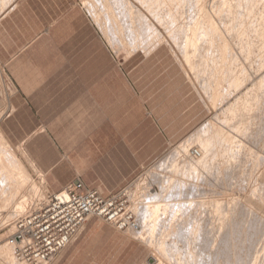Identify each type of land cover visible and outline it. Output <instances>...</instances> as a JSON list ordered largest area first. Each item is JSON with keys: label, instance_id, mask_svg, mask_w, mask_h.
<instances>
[{"label": "rangeland", "instance_id": "obj_1", "mask_svg": "<svg viewBox=\"0 0 264 264\" xmlns=\"http://www.w3.org/2000/svg\"><path fill=\"white\" fill-rule=\"evenodd\" d=\"M1 1L0 129L9 141L10 148L15 152L11 159L12 162L15 163L16 158L20 155L17 150L20 146L24 148L34 163L33 170L27 166L26 171L28 174L26 173L27 175L23 176V179L21 178L25 181V186L15 182L17 187L19 184L21 187L17 188L14 183L11 185L14 187L10 186L11 189L6 185L8 182L6 180L5 185L2 183L3 181L1 182L2 185L0 184V194L3 191V194H7L6 196L0 195L5 199H0V264H27L16 259L15 244L8 243L9 236L13 231L14 215L27 206L46 201L48 194L51 193L49 187L61 185L63 188L59 190H62L76 178L89 181L101 178L111 184L119 181L121 177H126V181L119 189H126L128 207L135 213L136 222L140 226L136 230H119L102 219L100 221L111 230L123 232L126 237L136 243L141 264H151L154 262V259H152L154 257H159L162 264H177L178 262H180L178 264H201L204 261L202 264H264V249H262L264 247V88H262L264 87V57L262 59V55L264 56V43H262V40L264 41V0H236V3L234 0L231 4L230 0H223L226 5L222 4V0H204L205 2L203 0H175V3L174 0L172 2L171 0L161 1V3H165V6L157 1L152 0L155 2L153 3L150 0L153 6L152 9L146 7L148 12L144 8L148 0H124V2L122 0V3L118 0H91L96 4L90 2V0ZM103 1L110 3L109 6L112 8L113 13L109 11V7V9L104 7ZM99 2L103 5H100ZM141 2L144 7L140 4ZM150 2L149 4H151ZM167 2L168 5L171 3L175 5L171 4V8H169V6H166ZM200 2H203L204 7L206 6V9L202 12H199L200 9H198V6L201 5ZM115 3H117L116 6ZM155 4L159 6L157 7ZM194 4L195 6L200 5L195 7ZM250 4H253L254 7ZM250 6L251 10L247 8ZM131 7L132 10H130ZM98 9L100 12H98ZM156 9L157 14H162L158 15L159 18L156 16V12L154 13ZM259 9L263 11L259 12ZM116 10L118 13H116ZM127 10L128 14L126 13ZM107 11L108 13L111 12L116 18H114V22L118 21V23H115L114 28L111 25L114 23L111 18L107 19L110 14ZM144 11L146 12L144 13ZM170 11L179 14L178 16L177 13H173L175 15L173 21L171 16L173 14ZM212 12L216 14H212ZM218 12L220 13L218 14ZM198 13L200 16L203 14L205 16L203 15L200 18ZM206 13H208V16ZM242 13H246L247 16ZM136 14L137 16L141 14L142 18L135 16ZM153 14L156 15L153 16ZM239 14H242V17ZM259 15H263L261 19ZM227 16H230L231 19ZM143 17L148 19L149 23H152L153 30L150 29L149 33L147 30H141L143 28L136 29L142 26L145 28L147 25L142 24L140 26L141 23H146V20H142L145 19ZM205 17L208 18L205 19ZM101 18L104 23L100 21ZM190 18H192V21ZM127 19L130 22L133 20V23L131 24ZM156 19L161 20L157 21ZM108 20L111 22H108ZM175 20L177 23H174ZM257 20L262 23H257ZM139 21L142 22L138 24ZM210 22H213V24L211 25ZM237 22L238 24H235ZM99 23H101L100 26ZM102 23L104 26H102ZM128 23L134 28L133 32L138 30L140 33L131 34L126 28L130 26ZM198 23L204 28L198 27ZM222 24L224 25L222 26ZM205 25H207L206 28ZM213 25L217 27L215 28ZM189 26L192 30L195 29L194 32L191 31ZM241 26L245 29L241 30ZM116 27L117 29H115ZM195 27H197V30ZM168 28L171 32H173V28L176 30L174 29V32L171 33L167 30ZM218 28L221 32L217 30ZM248 29L250 32L246 34ZM207 31L209 34L206 33ZM225 31L228 33H225ZM261 31L262 33H260ZM189 32H192L193 37L188 42V38L191 37ZM214 32H216L215 35ZM254 32L255 34H253ZM142 33L143 35H141ZM237 33L239 36H237ZM120 35L127 44L124 41L118 42L121 39ZM134 35L137 36L135 40L133 39ZM203 36L204 38H202ZM127 37L131 38L128 39ZM148 37H152L150 41L146 39ZM181 37L183 38L181 39ZM223 38L226 40H223ZM197 41L198 43H196ZM252 42L254 43L252 44ZM249 43L253 46L251 47ZM257 43L258 45H256ZM195 45L196 49H194ZM190 46L191 48H189ZM201 48L203 51H201ZM207 48L208 50H206ZM220 52L222 54H219ZM228 53L231 56H228ZM242 53L244 55H241ZM218 55L221 59H223L222 55L225 56L223 63L222 60L220 62ZM183 56H187L189 62ZM261 61L262 63H260ZM212 68L213 70H211ZM220 70L222 71L220 72ZM227 84H229L228 87ZM216 92L217 94H215ZM214 94L215 98L212 102ZM249 99L253 102L251 103ZM221 129L224 133H221ZM215 131L216 133H214ZM226 134L230 135V138L236 139V144L232 138L230 141L227 139L226 142L224 136ZM229 142H231V146H233L232 144L235 145L233 146L236 147L235 149L238 147L237 150H241L239 156L237 154V157L232 158ZM199 144L205 147L206 162L202 166L203 168L199 167L197 169V171L204 169L203 174L199 171L198 176H196V172L190 169L189 149H196L197 146L199 148ZM216 153L217 156L219 155L218 157ZM218 163H221V166ZM205 171L207 172L205 173ZM14 174L11 176L12 180L18 177L17 172H14ZM89 187L100 191L97 188L100 187L97 181ZM203 199H206V201ZM213 199L214 201H212ZM216 200L219 201L216 202L217 204L221 203L218 205L220 208L224 207V210L216 207ZM17 205L22 206V208L15 210ZM134 205L137 209L138 207H145V215H143L144 213H138L134 209ZM149 211H152V213ZM175 212H178V215ZM217 215L220 216L217 217ZM89 219L85 224L88 223ZM195 226L200 227L201 231L198 228L199 237L194 242L195 239L193 240L190 229L193 230L196 228ZM179 227H181V232L184 233L186 238L185 236L182 237ZM216 228H218V231L220 229V232H217ZM260 237L262 238L260 239ZM211 243L212 245H210ZM7 245L10 246L8 247L9 250H7ZM194 245L196 246L192 248ZM230 247H232V250ZM4 249L8 252L3 251ZM64 251L57 255L63 254ZM190 254L194 255L191 256ZM236 255L238 256L236 257ZM8 258H10L9 260L13 258L10 263ZM253 260V263L250 262Z\"/></svg>", "mask_w": 264, "mask_h": 264}, {"label": "built area", "instance_id": "obj_2", "mask_svg": "<svg viewBox=\"0 0 264 264\" xmlns=\"http://www.w3.org/2000/svg\"><path fill=\"white\" fill-rule=\"evenodd\" d=\"M14 216L8 242L15 244L16 259L27 264H45L64 251L91 217L119 230L138 228L135 213L128 207L126 189L103 195L79 178Z\"/></svg>", "mask_w": 264, "mask_h": 264}, {"label": "bare ground", "instance_id": "obj_3", "mask_svg": "<svg viewBox=\"0 0 264 264\" xmlns=\"http://www.w3.org/2000/svg\"><path fill=\"white\" fill-rule=\"evenodd\" d=\"M2 1H3V0H2ZM2 1H1V2H2ZM108 1H109V0H108ZM112 1H113V0H112ZM114 1H116V0H114ZM140 1H143V0H140ZM145 1H147V0H145ZM151 1H152V0H151ZM153 1H157V2H159L160 4H163V2L161 3V1H163V0H160V1H158V0H153ZM153 1H152V2H153ZM166 1H167V0H166ZM168 1H169V0H168ZM177 1H178V0H177ZM186 1H187V0H186ZM192 1H193V0H192ZM199 1H200V0H199ZM233 1H234V0H232V1L230 0V4H231V2H233ZM237 1H238V0H237ZM241 1H242V0H241ZM251 1H252V0H251ZM253 1H254V0H253ZM9 2H11V1L9 0ZM85 2H86V1H85ZM90 2H94V1H91V0H90ZM90 2H89V4H90ZM103 2H104V1H103ZM103 2H102V3H103ZM118 2H121V3H122V0H118ZM123 2H124V0H123ZM137 2H138V1H137ZM149 2H150V0H148V3L145 2V3H146V5H144L145 7L143 6V3H142V2H141L140 4H142V7H144V8L147 7V8H151V9H152L153 4L150 2V3L152 4V5H151V4H149ZM164 2H165V0H164ZM171 2H172V0H171ZM183 2H184V1H183ZM189 2H190V1H189ZM194 2H196V1H194ZM203 2H205V1L203 0ZM203 2H202V3L200 2L201 5H200V4H197V5H200V6H198V7H199L198 9H200L199 12H202L203 10L206 9V8H205L206 6L204 7ZM217 2H218V1H217ZM222 2H223V3H222ZM222 2H220V3H222V4L224 5V4H225V3H224L225 1L222 0ZM247 2H250V1H247ZM258 2H259V1H258ZM94 3H95V2H94ZM99 3H100V5H103V4H104V7H106V9H109V8H110V6H109L110 3H109V2H106V1H105L103 4H101V2H99ZM111 3H112V2H111ZM113 3H114V2H113ZM138 3H139V2H138ZM153 3H155V2H153ZM174 3H175V0H174ZM190 3H191V2H190ZM197 3H198V2H197ZM235 3H236V0H235ZM260 3H262V2H260ZM4 4H5V3H4ZM95 4H96V3H95ZM95 4H94V5H95ZM116 4H117V3H115V6H116ZM123 4H124V3H123ZM126 4H127V3H126ZM164 4H165V3H164ZM164 4H163V5H164ZM171 4H172V3H171ZM171 4H170V5H171ZM179 4H180V3H179ZM195 4H196V3H195ZM195 4H194V6H195ZM215 4H216V2H215ZM242 4H243V2H242ZM245 4H246V3H245ZM247 4H248V3H247ZM256 4H257V3H256ZM256 4H255V5H256ZM6 5H7V1H6ZM90 5H92V4H90ZM90 5H89V6H90ZM127 5H128V4H127ZM131 5H132V4H131ZM137 5H138V4H137ZM155 5H156V4H155ZM170 5H168V2H167V5H166V6H167V7L169 6V8H171ZM172 5H175V4H172ZM176 5H177V4H176ZM184 5H186V4H184ZM184 5H183V6H184ZM190 5H191V4H190ZM197 5H196V6H197ZM216 5H217V4H216ZM216 5H215V7H216ZM225 5H226V4H225ZM236 5H237V4H236ZM239 5H240V4H239ZM239 5H238V6H239ZM250 5H251V4H250ZM252 5H253V4H252ZM252 5H251V6H252ZM2 6H3V4H2ZM125 6H126V5H125ZM156 6H157V5H156ZM158 6H159V5H158ZM158 6H157V7H158ZM161 6H162V5H161ZM164 6H165V5H164ZM177 6H178V5H177ZM180 6H182V5H180ZM183 6H182V7H183ZM192 6H193V4H192ZM196 6H195V7H196ZM221 6H222V5H221ZM245 6H247V5H245ZM251 6H250V7H247V8H249V9L251 10ZM86 7H87V6H86ZM100 7H101V6H100ZM104 7H103V8H104ZM108 7H109V8H108ZM122 7H124V6H122ZM128 7H130V6H128ZM133 7H134V6H133ZM140 7H141V6H140ZM142 7H141V8H142ZM175 7H176V6H175ZM178 7H179V6H178ZM186 7H187V6H186ZM212 7H213V6H212ZM212 7H210V8H212ZM215 7H214V8H215ZM219 7H220V6H219ZM223 7H224V6H223ZM227 7H228V5H227ZM252 7H254V6H252ZM261 7H262V6H261ZM95 8H96V7H95ZM144 8H142V9H144ZM147 8H146V9H147ZM172 8H173V7H172ZM176 8H177V7H176ZM192 8H193V7H192ZM214 8H213V9H214ZM224 8H225V7H224ZM230 8H231V7H230ZM239 8H240V7H239ZM255 8H256V6H255ZM0 9H2V8H0ZM111 9H112V8H110L109 11H112ZM116 9H117V8H116ZM154 9H155V8H154ZM154 9H153V10H154ZM178 9L180 10V8H178ZM178 9H175V10L179 11ZM181 9H182V8H181ZM195 9H196V8H195ZM195 9H194V10H195ZM216 9H217V8H216ZM231 9H232V8H231ZM262 9H263V8H262ZM93 10H94V8H93ZM101 10H102V9H101ZM104 10H105V8H104ZM122 10H124V9H122ZM130 10H132V7L130 8ZM130 10H129V11H130ZM166 10H167V8H166ZM172 10H173V9H172ZM182 10H183V9H182ZM184 10H185V7H184ZM219 10H220V9H219ZM227 10H228V9H227ZM238 10H239V9H238ZM243 10H244V9H243ZM246 10H247V9H246ZM246 10H245V12H246ZM263 10H264V9H263ZM263 10L259 9V12H260V11H263ZM0 11H1V10H0ZM102 11H103V10H102ZM146 11L148 12V9H147ZM146 11H144V13H145ZM156 11H157V9L154 11V13H155ZM159 11H160V10H159ZM186 11H187V10H186ZM195 11H196V10H195ZM195 11H194V13H196ZM213 11H214V10H213ZM256 11H257V10H256ZM4 12H5V11H4ZM92 12H93V11H92ZM94 12H95V11H94ZM98 12H100L99 9H98ZM168 12H169V11H168ZM175 12H176V11H175ZM190 12H191V11H190ZM197 12H198V11H197ZM204 12H205V11H204ZM206 12H207V11H206ZM216 12H217V11H216ZM221 12H222V11H221ZM232 12H233V10H232ZM232 12H231V14H232ZM107 13H108V11H107ZM109 13L111 14V12H109ZM109 13H108V14H109ZM112 13H113V11H112ZM116 13H118L117 10H116ZM122 13H125V12H122ZM122 13H121V14H122ZM126 13L128 14V10L126 11ZM130 13H131V11H130ZM137 13H139V12H137ZM150 13H152V12H150ZM157 13H158V12H156V14H157ZM162 13H163V12H162ZM170 13L173 14L174 12L172 13V11H170ZM170 13H169V15H170ZM176 13H177V12H176ZM176 13H174V14H176ZM179 13H180V12H179ZM181 13H182V12H181ZM213 13H214V12H212V14H213ZM219 13H220V12H218V14H219ZM222 13H223V12H222ZM226 13H227V12H226ZM239 13H240V12H239ZM248 13H249V11H248ZM263 13H264V11H263ZM263 13H261V14H263ZM3 14H4V13H3ZM93 14H94V13H93ZM93 14H92V15H93ZM104 14H105V13H104ZM104 14H103V15H104ZM110 14H109V15H110ZM134 14H135V13H134ZM141 14H142V13H141ZM141 14H139V16H140ZM156 14H153V16L156 15ZM159 14H160V13H159ZM159 14H157L156 16L158 17ZM174 14L171 15V16H172V21H173V19H175V18H174V17H175ZM177 14H178V13H177ZM184 14H185V13H184ZM187 14H190V13H187ZM191 14H193V13H191ZM198 14H199V13H198ZM206 14H207V16H208V13H206ZM214 14H216V13H214ZM218 14H217V15H218ZM229 14H230V12H229ZM229 14H228V15H229ZM234 14H235V12H234ZM236 14H237V13H236ZM242 14H244V13H242ZM242 14H241V15L239 14V16L242 17ZM245 14H246V13H245ZM245 14H244V15H245ZM100 15H101V14H100ZM109 15H108L109 18H107V17H106V18H107V19H110V18H111V21L114 22L115 19H116V18L114 17V15L111 14V15H110L111 17H110ZM148 15H150V14H148ZM151 15H152V14H151ZM160 15H162V14H160ZM166 15H168V14H166ZM166 15H165V16H166ZM203 15H204V14H203ZM203 15H201V16H203ZM225 15H226V14H225ZM263 15H264V14H263ZM263 15H259V16H261L260 19L262 18ZM98 16H99V15H98ZM125 16H126V15H125ZM128 16H132V15H128ZM135 16H137V14H136ZM139 16H137V17H139ZM173 16H174V17H173ZM176 16H177V15H176ZM178 16H179V14H178ZM178 16H177V17H178ZM180 16H182V15L180 14ZM191 16H192V15H191ZM199 16H200V14H199ZM201 16H200V18H201ZM204 16H205V15H204ZM210 16H211V15H210ZM212 16H213V15H212ZM214 16H215V15H214ZM214 16H213V17H214ZM232 16H234V15H232ZM239 16H238V19H239ZM246 16H247V14H246ZM101 17H102V16H101ZM112 17H113V18H112ZM140 17H141V16H140ZM140 17H139V18H140ZM150 17H151V16H150ZM157 17H156V18H157ZM159 17H160V16H159ZM159 17H158V18H159ZM161 17H162V16H161ZM168 17H169V16H168ZM177 17H176V18H177ZM215 17H216V16H215ZM217 17H218V16H217ZM223 17H224V16H223ZM227 17H230V16H227ZM253 17H254V16H253ZM253 17H252V18H253ZM255 17H257V16L255 15ZM114 18H115V19H114ZM141 18H142V17H141ZM141 18H140V19H141ZM143 18H145V17H143ZM165 18H166V17H165ZM165 18H164V19H165ZM178 18H179V17H178ZM188 18H189V17H188ZM188 18H187V19H188ZM195 18H196V15H195ZM206 18H208V17H205V19H206ZM244 18L246 19V17H244ZM244 18H243V21H244ZM249 18H251V17H249ZM263 18H264V17H263ZM96 19H97V17H96ZM101 19H102V18H101ZM112 19H113V20H112ZM130 19H131V17H130ZM151 19H153V18H151ZM167 19H169V18H167ZM181 19H182V18H181ZM190 19H191V21H192V18H190ZM190 19H189V20H190ZM216 19H217V18H216ZM222 19H223V18H222ZM224 19H225V18H224ZM228 19H229V18H228ZM230 19H231V17H230ZM234 19H235V18H234ZM234 19H233V20H234ZM258 19H259V17H258ZM98 20H99V19H98ZM134 20H135V19H134ZM137 20H138V19H137ZM142 20H146V21H145L146 23L143 22V23L140 24V22H142V21H139L138 24H140V26H142V24H143V25H144V24H147V25L145 26V28L142 26V27H138V28H136V29L143 28V29H141V30H143V31L147 30V32H148L150 29H152V25H151L152 23H149V22L147 21L148 19L145 18V19H142ZM156 20H157V19H156ZM160 20H161V19H158L157 21H160ZM184 20H185V19H184ZM197 20H199V19L197 18ZM212 20H213V19H212ZM220 20H221V19H220ZM220 20H218V21H220ZM241 20H242V18H241ZM247 20H248V19H247ZM96 21H97V20H96ZM100 21L103 22V19L100 20ZM111 21L108 20V22H111ZM127 21H129V19H127ZM149 21H150V20H149ZM164 21H165V20H164ZM170 21H171V20H170ZM170 21H169V22H170ZM177 21H179V20H177ZM186 21H187V20H186ZM186 21H184V22H186ZM214 21H216V20H214ZM230 21H231V20H230ZM236 21H238V20H236ZM239 21H240V20H239ZM255 21H256V19H255ZM255 21H254V22H255ZM98 22H99V21H98ZM98 22H97V23H98ZM116 22L118 23L117 20H116ZM116 22L113 23L114 26H113V24H111L113 28L116 26V25H115ZM129 22H130V21H129ZM169 22H168V23H169ZM175 22H176V20L174 21V23H175ZM182 22H183V21H182ZM188 22H190V21H188ZM198 22H199V21H198ZM225 22H226V21H225ZM228 22H229V21H228ZM228 22H227V23H228ZM231 22H232V21H231ZM259 22H261V21H259ZM259 22H258V20H257V23H259ZM263 22H264V19H263ZM103 23H104V22H103ZM103 23H102V26H104ZM130 23L132 24V23H133V20H132V22H130ZM130 23H128V24H130ZM155 23H156V22H155ZM168 23H167V24H168ZM172 23H173V22H172ZM176 23H177V22H176ZM178 23H181V22H178ZM193 23H194V21H193ZM206 23H207V22H206ZM210 23H211V25L213 24V22H210ZM215 23H216V22H215ZM223 23H224V21H223ZM261 23H262V22H261ZM100 24H101V23H99V26H100ZM109 24H110V23H109ZM131 24H130V26L126 27L127 30H129L131 34H132V33L135 34V32L138 33V32H139L138 30H135V32H133V31H134V28H132V25H131ZM134 24H135V22H134ZM159 24L161 25V23H159ZM162 24H163V23H162ZM181 24H183V23H181ZM184 24H185V23H184ZM195 24L197 25V22H196ZM195 24H194V25H195ZM198 24H199V23H198ZM202 24H203V20H202ZM220 24H221V23H220ZM230 24H232V23H230ZM235 24H238V22L235 23ZM247 24H248V23H247ZM247 24H246V25H247ZM156 25H157V23H156ZM160 25L157 26V27L159 28ZM163 25H164V24H163ZM173 25H174V24H173ZM173 25H172V26H173ZM187 25H188V24H187ZM189 25H190V24H189ZM192 25H193V24H192ZM223 25H224V24H222V26H223ZM228 25H229V24H228ZM232 25H233V24H232ZM239 25H240V22H239ZM248 25H249V24H248ZM254 25H255V24H254ZM256 25H257V24H256ZM263 25H264V24H263ZM102 26H101V28H102ZM105 26H106V25H105ZM134 26H135V25H134ZM134 26H133V27H134ZM138 26H139V25H138ZM161 26H162V25H161ZM170 26H171V25H170ZM176 26H179V25H176ZM183 26H184V25H183ZM206 26H207V25H205V28H206ZM209 26H210V25H209ZM213 26L215 27V25H213ZM233 26H234V25H233ZM235 26H237V25H235ZM258 26H260V25L258 24ZM110 27H111V26H110ZM130 27H131V28H130ZM165 27H166V26H165ZM173 27H175V26H173ZM180 27H181V25H180ZM185 27H186V26H185ZM193 27H194V26H193ZM198 27H201L200 24H199ZM214 27H213V28H214ZM216 27H217V26H216ZM216 27H215V28H216ZM218 27H219V26H218ZM226 27H228V26L226 25ZM241 27H242V26H241ZM252 27H254V26H252ZM262 27H263V26H262ZM262 27H261V29H262ZM105 28H106V27H105ZM153 28L155 29L154 26H153ZM186 28H187V27H186ZM186 28H184V29L186 30ZM189 28H190V26H189ZM195 28H196V30H197V27H195ZM202 28H204V26H202L201 29H202ZM215 28H214V29H215ZM222 28H223V27H222ZM222 28H221V29H222ZM239 28H240V27H239ZM248 28H250V27L248 26ZM257 28H260V27H257ZM257 28H256V29H257ZM263 28H264V27H263ZM115 29H117V27H116ZM163 29H165V28H163ZM163 29H162V31H163ZM174 29H175V28H173V32H174ZM176 29L178 30L177 27H176ZM176 29H175V30H176ZM182 29H183V28H182ZM190 29H191V28H190ZM207 29H209V28H207ZM223 29H224V28H223ZM230 29H231V27H230ZM242 29H245V27H244V28L242 27L241 30H242ZM246 29H247V27H246ZM106 30H107V29H106ZM152 30H153V29H152ZM167 30H169V28H168ZM185 30H183V31H185ZM194 30H195V29H194ZM194 30L191 29V31H193V32H194ZM203 30H204V29H203ZM203 30H200V31H203ZM212 30H213V29H212ZM217 30H219V28H218ZM224 30H225V29H224ZM234 30H235V29H234ZM241 30H240V31H241ZM113 31H114V30H113ZM155 31H157V30H155ZM169 31H170V30H169ZM179 31H180V30H179ZM183 31H182V32H183ZM186 31H189V30H186ZM198 31H199V30H198ZM198 31H197V32H198ZM209 31H210V30H209ZM219 31H220V30H219ZM228 31H229V29H228ZM238 31H239V30H238V28H237V32H238ZM243 31L245 32V30H243ZM243 31H242V33H243ZM105 32H106V31H105ZM114 32H115V31H114ZM114 32H113V33H114ZM126 32H128V31H126ZM141 32H142V31H141ZM151 32H152V31H151ZM159 32H160V31H159ZM159 32H158V33H159ZM170 32H171V31H170ZM173 32H171V33H173ZM176 32H177V31H176ZM176 32H175V33H176ZM197 32H196V33H197ZM204 32H205V31H204ZM212 32H213V31H212ZM220 32H221V31H220ZM229 32H230V31H229ZM231 32H232V31H231ZM247 32H250L249 29H248V31H246V34H247ZM256 32H258V31H256ZM263 32H264V31H263ZM115 33H116V32H115ZM139 33H140V32H139ZM143 33H144V32H143ZM143 33H142L141 35H143ZM148 33H149V32H148ZM165 33H166V31H165ZM175 33H174V34H175ZM178 33H179V32H178ZM189 33L191 34L192 32H189ZM189 33H188V34H189ZM198 33L200 34V32H198ZM202 33H203V32H202ZM206 33L209 34L208 31H207ZM206 33H205V34H206ZM215 33H216V32H214V35H215ZM218 33H219V32H218ZM223 33H224V32H223ZM225 33H228V32L225 31ZM242 33H241V34H242ZM251 33H252V32H251ZM260 33H262V31H261ZM260 33H259V34H260ZM116 34H117V33H116ZM119 34H120V33H119ZM167 34H168V32H167ZM179 34H180V33H179ZM234 34L236 35V32H235ZM253 34H255V32H254ZM256 34H257V33H256ZM263 34H264V33H263ZM104 35H105V34H104ZM128 35H129V34H128ZM136 35H138V34H136ZM136 35H134V38H133L134 40H135V38L137 39V36H136ZM139 35H140V34H139ZM152 35H154V34H152ZM159 35H160V33H159ZM175 35L178 36V34H175ZM184 35H185V34H184ZM186 35H187V34H186ZM192 35H193V34H191V37L188 38V42H189V41L191 40V38L193 37ZM194 35H195V34H194ZM201 35H202V34H201ZM211 35H212V34H211ZM211 35H210V37H211ZM239 35H240V32H239ZM239 35H238V33H237V36H239ZM261 35H262V34H261ZM261 35H260V36H261ZM120 36H121V39H120L121 41H120V40H119V41L116 40V41H118V42H120V43H121L122 41H124V43H125L126 41L123 40L124 38H122V35H120ZM149 36H150V35H149ZM154 36H155V35H154ZM160 36H161V35H160ZM165 36H166V35H165ZM168 36H169V34H168ZM171 36H172V35H171ZM173 36H174V35H173ZM182 36H183V35H182ZM206 36H208V35H206ZM222 36H223V35H222ZM233 36H234V35H233ZM251 36H252V34H251ZM256 36H257V35H256ZM105 37H106V36H105ZM110 37H111V36H110ZM114 37H115V36H114ZM117 37H118V35H117ZM138 37H139V36H138ZM144 37H145V36H144ZM146 37H147V35H146ZM166 37H167V36H166ZM194 37H195V36H194ZM210 37H209V38H210ZM216 37H217V36H216ZM219 37H220V36H219ZM242 37H243V36H242ZM242 37H241V39H242ZM112 38H113V37H112ZM115 38H116V37H115ZM119 38H120V37H119ZM127 38H128V37H127ZM129 38H131V37H129ZM129 38H128V39H129ZM151 38H152V37H148V38H146V39H148V40L150 41ZM156 38H157V37H156ZM160 38H161V37H160ZM167 38H169V37H167ZM172 38H173V37H172ZM175 38H176V37H175ZM182 38H183V37H181V39H182ZM184 38H185V37H184ZM195 38H196V37H195ZM197 38H198V37H197ZM202 38H204V36H203ZM205 38H206V37H205ZM213 38H214V37H213ZM213 38H212V39H213ZM225 38H227V37H225ZM234 38H235V36H234ZM238 38H239V37H238ZM249 38H250V36H249ZM253 38H254V37H253ZM158 39H159V37H158ZM161 39H162V38H161ZM181 39H180V40H181ZM199 39H200V38H199ZM245 39H246V37H245ZM250 39H251V38H250ZM250 39H249V40H250ZM263 39H264V38H263ZM107 40H108V39H107ZM138 40H139V39H138ZM153 40H154V39H153ZM153 40H152V41H153ZM162 40H163V39H162ZM172 40H174V39H172ZM185 40H187V39L185 38ZM196 40H198V39H196ZM196 40H195V41H196ZM217 40H218V37H217ZM217 40H216V41H217ZM223 40H226V39L223 38ZM238 40H239V39H238ZM257 40H258V39H257ZM260 40H262V39H260ZM130 41H131V40H130ZM146 41H147V40H146ZM149 41H148V43H149ZM152 41H151V42H152ZM156 41H157V40H156ZM156 41H155V42H156ZM168 41H170V40L168 39ZM174 41H175V40H174ZM202 41H203V39H202ZM219 41H221V40L219 39ZM252 41H253V40H252ZM151 42H150V43H151ZM155 42H154V43H155ZM159 42H160V41H159ZM165 42H166V40H165ZM180 42H181V41H180ZM182 42H183V41H182ZM200 42H201V41H200ZM203 42H204V41H203ZM206 42H207V41H206ZM225 42H226V41H225ZM225 42H224V43H225ZM257 42H259V41H257ZM130 43H132V42H130ZM137 43H138V41H137ZM137 43H136V44H137ZM143 43H144V42H143ZM148 43H147V44H148ZM191 43H192V42H191ZM196 43H198V41H197ZM196 43H195V44H196ZM210 43H211V42H210ZM221 43H222V42H221ZM250 43H251V42H250ZM250 43H249V44H250ZM253 43H254V42H252V44H253ZM262 43H264L263 40H262ZM122 44H123V43H122ZM126 44H127V42H126ZM134 44H135V43H134ZM134 44H133V45H134ZM138 44H139V43H138ZM145 44H146V43H145ZM152 44H153V43H152ZM152 44H150V45H152ZM160 44H161V42H160ZM170 44H171V41H170ZM189 44H190V43H189ZM208 44H209V43H208ZM243 44H244V43H243ZM131 45H132V44H131ZM172 45H173V43H172ZM177 45H178V44H177ZM179 45H181V44H179ZM187 45H188V43H187ZM201 45H203V44H201ZM220 45H221V44H220ZM220 45H219V46H220ZM225 45H226V44H225ZM228 45H229V44H228ZM235 45H236V44H235ZM256 45H258V43H257ZM110 46H111V45H110ZM127 46H128V45H127ZM136 46H137V45H136ZM148 46H149V45H148ZM175 46H176V44H175ZM207 46H209V45H207ZM217 46H218V45H217ZM250 46H251V44H250ZM250 46H249V47H250ZM252 46H253V45H252ZM252 46H251V47H252ZM254 46H255V45H254ZM184 47H186V46H184ZM195 47H196V45L194 46V49H196ZM201 47H202V46H201ZM204 47H205V46H204ZM220 47H221V50H222V45H221ZM220 47H219V48H220ZM225 47H226V46H225ZM225 47H224V48H225ZM259 47L261 48L262 46L260 45ZM135 48H136V47H135ZM138 48H139V47H138ZM140 48H141V47H140ZM142 48H143V47H142ZM189 48H191V46H190ZM197 48H198V46H197ZM213 48H214V47H213ZM215 48H216V47H215ZM217 48H218V47H217ZM224 48H223V49H224ZM245 48H246V47H245ZM129 49H131V48H129ZM179 49H180V47H179ZM185 49H186V48H185ZM198 49H199V48H198ZM201 49H202V48H201ZM204 49H205V48H204ZM229 49H230V48H229ZM246 49H247V48H246ZM251 49H252V48H251ZM143 50H144V49H143ZM147 50H148V48H147ZM147 50H146V51H147ZM180 50H181V49H180ZM182 50H183V49H182ZM187 50H188V48H187ZM192 50H193V49H192ZM206 50H208V48H207ZM221 50H220V51H221ZM255 50H256V48H255ZM263 50H264V45H263ZM134 51H135V49H134ZM134 51H133V52H134ZM151 51H152V50H151ZM151 51H150V52H151ZM175 51H177V50H175ZM184 51H185V50H184ZM184 51H183V53H184ZM193 51H194V50H193ZM198 51H199V50H198ZM201 51H203V49H202ZM201 51H200V54H201ZM209 51H210V50H209ZM224 51H225V50H224ZM229 51H230V50H229ZM241 51H243V50H241ZM247 51H248V50H247ZM256 51H257V50H256ZM259 51H260V50H259ZM127 52H128V51H127ZM130 52H131V51H130ZM130 52H129V53H130ZM142 52H144V51H142ZM150 52H145V53H150ZM178 52H179V51H178ZM185 52H186V51H185ZM204 52H205V51H204ZM244 52H245V51H244ZM187 53H188V52H187ZM187 53H186V54H187ZM192 53H193V52H192ZM206 53H207V52H206ZM248 53L250 54V51H249ZM252 53H253V51H252ZM171 54H173V53H171ZM193 54H194V53H193ZM193 54H191V55H193ZM200 54H199V55H200ZM203 54H204V53H203ZM208 54H210V53L208 52ZM217 54H218V53H217ZM219 54H222V52H220ZM224 54H225V53H224ZM249 54H248V55H249ZM262 54H263V53H262ZM145 55H146V54H145ZM204 55H205V54H204ZM229 55H230V54L228 53V56H229ZM241 55H244V54L242 53ZM257 55H258V54H257ZM194 56H195V55H194ZM197 56H198V54H197ZM205 56H206V55H205ZM218 56H219V55H218ZM222 56H223V59H221L220 56H219V57H220V62H221V60H222V63H223L224 60H225V58H224L225 56H224V55H222ZM230 56H231V55H230ZM232 56H233V55H232ZM178 57H179V56H178ZM178 57H177V58H178ZM183 57H185V56H183ZM186 57H187V56H186ZM186 57H185V58H186ZM188 57H189V56H188ZM244 57H245V56H244ZM247 57H248V56H247ZM247 57H246V58H247ZM263 57H264V56L262 55V59H263ZM190 58H192V57H190ZM198 58H199V57H198ZM210 58H211V57H210ZM186 59H187V58H186ZM218 59H219V58H218ZM218 59H217V60H218ZM259 59H260V58H259ZM203 60H204V59H203ZM207 60H208V59H207ZM217 60H216V61H217ZM255 60H256V59H255ZM184 61H185V59H184ZM187 61H188V59H187ZM195 61H196V60H195ZM205 61H206V60H205ZM231 61H233V60H231ZM231 61H230V62H231ZM257 61H258V60H257ZM185 62H186V61H185ZM188 62H189V61H188ZM188 62H187V63H188ZM192 62H193V61H192ZM210 62H211V61H210ZM220 62H219V63H220ZM225 62H226V61H225ZM235 62H236V61H235ZM200 63H201V62H200ZM204 63H205V62H204ZM222 63H221V64H222ZM226 63H228V62H226ZM236 63H237V62H236ZM260 63H262V61H261ZM263 63H264V62H263ZM185 64H186V63H185ZM206 64H208V63L206 62ZM210 64H211V63H210ZM228 64H229V63H228ZM187 65H188V64H187ZM195 65H196V64H195ZM198 65H199V63H198ZM226 65H227V64H226ZM226 65H225V67H226ZM229 65H230V64H229ZM233 65H234V63H233ZM190 66H191V65H190ZM231 66H232V65H231ZM185 67H186V66H185ZM192 67H193V65H192ZM217 67H218V66H217ZM235 67H236V66H235ZM235 67H233V68H235ZM188 68H189V65H188ZM205 68H206V67H205ZM214 68H215V67H214ZM228 68H229V67H228ZM186 69H187V68H186ZM189 69L191 70V67H190ZM189 69H188V70H189ZM195 69H196V68H195ZM195 69H194V70H195ZM230 69H231V68H230ZM204 70H205V69H204ZM211 70H213V68H212ZM225 70H226V69H225ZM225 70H224V72H225ZM228 70H229V69H228ZM191 71H192V70H191ZM208 71H209V70H208ZM221 71H222V70H220V72H221ZM226 71H227V70H226ZM229 71H230V70H229ZM231 71H232V69H231ZM240 71H241V70H240ZM235 72H236V71H235ZM203 73H204V71H203ZM207 73H208V72H207ZM211 73H212V72H211ZM215 73H218V72H215ZM233 73H234V72H233ZM233 73H232V74H233ZM239 73H240V72H239ZM241 73H242V72H241ZM199 74H200V72H199ZM199 74H198V75H199ZM218 74H220V73H218ZM221 74H222V73H221ZM235 74H236V73H235ZM235 74H234V75H235ZM243 74H244V73H243ZM212 75H214V74H212ZM215 75H216V74H215ZM227 75H228V73H227ZM229 75H231V74H229ZM244 75H245V74H244ZM244 75H243V77H245ZM246 75H247V74H246ZM195 76H196V75H195ZM208 76H209V75H208ZM217 76H218V75H217ZM236 76H237V75H236ZM236 76H233V77L235 78ZM238 76H239V75H238ZM238 76H237V77H238ZM224 77H225V76H224ZM231 77H232V75H231ZM237 77H236V78H237ZM193 78H194V77H193ZM193 78H192V79H193ZM215 78H217V77H215ZM241 78H242V77H241ZM258 78H260V77H258ZM207 79H208V78H207ZM212 79H213V78H212ZM217 79H218V78H217ZM217 79H216V80H217ZM220 79H221V78H220ZM224 79H225V78H224ZM224 79H223V80H224ZM216 80H215V81H216ZM232 80H233V79H232ZM242 80H243V78H242ZM2 81H3V80H2ZM193 81H194V80H193ZM196 81H197V80H196ZM201 81H202V80H201ZM212 81H214V80H212ZM227 81H228V80H227ZM236 81H237V80H236ZM0 82H1V81H0ZM218 82H219V81H218ZM233 82H234V80H233ZM210 83H211V82H210ZM213 83H214V82H213ZM213 83H212V84H213ZM220 83H221V82H220ZM230 83H231V82H230ZM234 83H235V82H234ZM237 83H238V82H237ZM253 83H254V81H253ZM261 83H262V82H261ZM201 84H202V83H201ZM231 84H233V83H231ZM241 84H242V81H241ZM263 84H264V83H263ZM216 85H217V83H216ZM228 85H229V84H227V87H228ZM234 85H235V84H234ZM234 85H233V87H234ZM238 85H239V84H238ZM254 85L256 86V84H254ZM257 85H258V82H257ZM197 86H198V85H197ZM201 86H202V85H201ZM214 86H215V85H214ZM235 86H236V85H235ZM262 86H263V85H262ZM215 87H216V86H215ZM217 87H218V86H217ZM221 87H222V85H221ZM221 87H220V89H221ZM229 88H230V87H229ZM262 88H264V87H262ZM198 89H199V88H198ZM207 89H208V88H207ZM220 89H218V90H220ZM253 89H254V88H253ZM210 90H211V89H210ZM213 92H214V91H213ZM217 92H218V91H217ZM217 92H216L215 94H217ZM252 92H253V91H252ZM256 92H257V91H256ZM219 93H220V92H219ZM245 93H246V92H245ZM259 93H260V92H259ZM262 93H263V92H262ZM208 94H209V93H208ZM215 94L213 95V100H212V102L214 101ZM248 94H249V93H248ZM219 95H220V94H219ZM251 95H253V94L251 93ZM256 95H257V94H256ZM208 96H209V95H208ZM216 96H217V95H216ZM240 96H241V95H240ZM242 96H243V95H242ZM245 96H246V95H245ZM247 96H248V95H247ZM211 97H212V95H211ZM211 97H210V98H211ZM217 97H218V96H217ZM227 97H228V96H227ZM231 97H232V96H231ZM256 97H257V96H256ZM251 98H252V96H251ZM251 98H250V99H251ZM208 99H209V98H208ZM225 99H226V98H225ZM234 99H235V98H234ZM241 99H242V98H241ZM241 99H240V100H241ZM250 99H249V101H250ZM227 100H228V99H227ZM246 100H247V98H246ZM246 100H245V102H246ZM255 100H256V99H255ZM255 100H254V101H255ZM219 101H220V99H219ZM247 101H248V100H247ZM215 102H216V101H215ZM239 102H240V101H239ZM250 102H251V101H250ZM252 102H253V101H252ZM252 102H251V103H252ZM236 103H237V100H236ZM255 103H256V102H255ZM231 104H232V103H231ZM210 105H211V103H210ZM228 105H229V104H228ZM239 105H240V103H239ZM243 105H244V104H243ZM243 105H242V106H243ZM208 106H209V104H208ZM233 106H235V105H233ZM245 106H246V105H245ZM248 106H249V105H248ZM238 107H239V106H238ZM249 107H250V106H249ZM256 107H257V106H256ZM231 108H232V107H231ZM240 108H241V107H240ZM243 108H244V107H243ZM234 109H235V107H234ZM241 109H242V108H241ZM228 110H229V108H228ZM235 110H236V109H235ZM243 110H244V109H243ZM243 110H242V111H243ZM250 110H251V109H250ZM252 110H253V109H252ZM255 110H256V108H255ZM226 111H227V110H226ZM226 111H225V112H226ZM257 111H258V110H257ZM231 112H232V111H231ZM240 112H241V110H240ZM244 113H245V112H244ZM224 114H225V113H224ZM232 114H233V113H232ZM258 114H259V113H258ZM236 115H237V114H236ZM259 115H260V114H259ZM233 116H234V115H233ZM233 116H232V117H233ZM224 117H225V116H224ZM246 117H247V116H246ZM227 118H228V117H227ZM230 118H231V115H230ZM222 119H223V118H222ZM242 119H244V118H242ZM225 120H226V119H225ZM240 120H241V119H240ZM250 120H251V119H250ZM254 121H255V120H254ZM257 121H258V120H257ZM224 122H225V121H224ZM233 122H234V121H233ZM244 122H245V121H244ZM251 123H252V122H251ZM253 123H254V122H253ZM249 124H250V123H249ZM257 124H258V123H257ZM257 124H256V125H257ZM220 125H222V124H220ZM220 125H219V126H220ZM243 125H244V124H243ZM253 125H254V124H253ZM237 126H238V125H237ZM210 127H211V126H210ZM232 127H233V126H232ZM245 127H246V126H245ZM213 128H214V127H213ZM217 128H218V127H217ZM258 128H259V127H258ZM219 129H220V128H219ZM242 130H243V129H242ZM209 131H211V130H209ZM217 131H218V130H217ZM231 131H232V130H231ZM205 132H206V131H205ZM219 132H220V130H219ZM219 132H217V133H219ZM212 133H213V132H212ZM214 133H216V131H215ZM221 133H224V132H222V129H221ZM226 133H227V130H226ZM243 133H244V132H243ZM245 133H246V132H245ZM219 134H220V133H219ZM229 134H230V133H229ZM210 135H211V134H210ZM217 135H218V134H217ZM220 135H223V134H220ZM226 135H227V134H226ZM226 135H224V136L226 137V139L224 138L225 141L227 142V139L230 141L232 137L230 138V137H229L230 135H227V136H226ZM242 135H243V134H242ZM232 136H233V135H232ZM222 137H223V136H222ZM244 137H245V136H244ZM216 138H217V137H216ZM197 139H198V138H197ZM209 139H210V138H209ZM212 139H213V138H212ZM218 139H219V138H218ZM224 139H223V140H224ZM232 139H233V138H232ZM214 140H215V139H214ZM233 140H234V139H233ZM233 140H232V141H233ZM235 140H236V139H235ZM235 140H234V143L236 144ZM205 141H206V140H205ZM219 141H220V140H219ZM221 141H222V138H221ZM232 141H231V142H232ZM239 141H240V140H239ZM195 142H196V141H195ZM197 142H198V140H197ZM201 142H202V141H201ZM203 142H204V141H203ZM226 142H225V145H226ZM231 142H229V143H230V147H231L229 150H232V151H230V152L232 153V156H233L232 158H234V157H237V154H238V156H239L241 150H237L238 147H237V149H235L236 147H233V146H235L234 144H232L233 146H231ZM240 142H241V141H240ZM229 143H228V145H229ZM232 143H233V142H232ZM194 144H196V143H194ZM200 144L202 145V143H200ZM200 144H199V148H198V146H197L196 149L190 148V149H191V151H190V149H189V153H190V154L187 153V154H189V161H190V164H189V165H190V169H191V170L193 169V172H194V171L196 172V173H195L196 176H198L197 173H198L199 171H201V170H198V171H197V169H198L199 167H202L203 165H205V162H206V160H205V159H206V157H205V156H206V155H205L206 150H205V147H204V146H201ZM240 144H241V143H240ZM253 144H254V143H253ZM197 145H198V144H197ZM203 145H204V144H203ZM241 145H242V144H241ZM243 145H244V144H243ZM187 146H188V145H187ZM187 146H186V147H187ZM206 146H207V145H206ZM245 146H246V145H245ZM18 147H19V148H18L17 150L19 151L20 155H19L18 157L16 156L17 158H16L15 163H14V162H12L11 159L13 158V154H14L15 152H13V150L10 148L9 141L6 139V136H4L3 131L0 129V184H1L2 181H3L2 183L4 184V183H5V180H6V181H8V182H7V184H6V183H5V184H6L9 188L14 187V186H11V185H13L15 182H16V183H20V184H22L21 186H23V185L25 184V181L22 180V179H23L22 177L28 174L27 171H26L27 166L32 168V167H33V163H34V162L29 158V155H28L27 152L24 150V148H22V147H20V146H18ZM184 147H185V146H184ZM203 147H204V148H203ZM216 147H217V146H216ZM178 148H179V147H178ZM211 148H212V147H211ZM217 148H218V147H217ZM222 148H223V147H222ZM228 148H229V147H228ZM244 148H245V147H244ZM246 148H247V147H246ZM180 149H182V148H180ZM240 149H241V148H240ZM250 149H251V148H250ZM14 150H15V149H14ZM204 150H205V151H204ZM243 150H244V149H243ZM15 151H16V150H15ZM184 151H185V149H184ZM212 151H213V150H212ZM248 151H249V150H248ZM12 152H13V153H12ZM215 152H216V150H215ZM221 152H222V151H221ZM238 152H239V153H238ZM246 152H247V151H246ZM211 153H212V152H211ZM16 154H17V153H16ZM177 154H178V153H177ZM187 154H186V155H187ZM221 154H222V153H221ZM224 154H225V153H224ZM242 154H243V153H242ZM208 155H209V154H208ZM187 156H188V155H187ZM216 156H217V153H216ZM218 156H219V155H218ZM218 156H217V157H218ZM221 156H222V155H221ZM224 156H225V155H224ZM230 156H231V155H230ZM210 157H211V155H210ZM14 158H15V157H14ZM187 158H188V157H187ZM208 158H209V157H208ZM208 158H207V160H209ZM213 158H214V156H213ZM219 158H220V157H219ZM230 158H231V157H230ZM221 159H222V158H221ZM221 159H220V160H221ZM223 159H224V158H223ZM223 159H222V160H223ZM235 159H236V158H235ZM240 160H241V159H240ZM174 161H175V160H174ZM174 161H173V162H174ZM211 161H212V160H211ZM233 161H234V159H233ZM186 162H188V161H186ZM215 162H216V161H215ZM218 162H219V161H218ZM256 162H257V161H256ZM13 163H14V164H13ZM213 163H214V162H213ZM229 163H230V162H229ZM233 163H234V162H233ZM218 164H219V163H218ZM220 164H221V163H220ZM220 164H219V165H220ZM222 164H223V163H222ZM34 165H35V164H34ZM211 166H212V164H211ZM215 166H216V165H215ZM220 166H221V165H220ZM222 166H223V165H222ZM224 166H225V165H224ZM168 167H169V166H168ZM202 168H203V167H202ZM208 168H209V167H208ZM212 168H213V167H212ZM214 168H216V167H214ZM219 168H220V167H219ZM171 169H172V168H171ZM188 169H189V168H188ZM206 169H207V168H206ZM206 169H205V170H206ZM238 169H239V168H238ZM245 169H246V168H245ZM32 170H33V168H32ZM191 170H190V171H191ZM211 170H212V169H211ZM211 170H210V171H211ZM37 171H38V170H37ZM202 171H204V169H202ZM202 171H201V173H202ZM14 172H17V176H18V177H16L15 180H12V179H11V178H12L11 176L14 174ZM206 172H207V171H205V173H206ZM219 172H220V171H219ZM221 172H222V171H221ZM26 173H27V174H26ZM35 173H36V172H35ZM37 173H39V172H37ZM179 173H180V172H179ZM186 173H187V172H186ZM201 173H200V174H201ZM208 173H209V172H208ZM225 173H226V172H225ZM235 173H236V172H235ZM243 173H244V172H243ZM187 174H188V173H187ZM192 174H193V173H192ZM202 174H203V173H202ZM241 174H242V173H241ZM14 175L16 176V174H14ZM225 175H226V174H225ZM230 175H231V174H230ZM235 175H236V174H235ZM28 176H29V175H28ZM183 176H184V175H183ZM188 176L190 177L189 174H188ZM233 176H234V175H233ZM161 177H162V176H161ZM13 178H15V177H13ZM17 178H20V179H17ZM21 178H22V179H21ZM27 178H28V177H27ZM157 178H158V177H157ZM195 178H196V177H195ZM7 179H8V180H7ZM28 179H29V178H28ZM209 179H210V178H209ZM221 180H222V179H221ZM27 181H28V180H27ZM27 181H26V182H27ZM169 181H170V180H169ZM198 181H199V180H198ZM21 182H23V183H21ZM194 182H195V181H194ZM16 183H15V185H16ZM41 183H42V182H41ZM184 183H185V182H184ZM217 183H218V182H217ZM217 183H216V184H217ZM5 184H4V185H5ZM20 184H19V186H20ZM149 184H150V183H149ZM230 184H231V183H230ZM1 185H2V184H1ZM25 185H26V184H25ZM25 185H24V186H25ZM169 185H170V184H169ZM217 185H218V184H217ZM10 186H11V187H10ZM19 186H18V187H19ZM21 186H20V187H21ZM184 186H185V185H184ZM0 187H1V186H0ZM16 187H17V185H16ZM18 187H17V188H18ZM20 187H19V188H20ZM227 187H228V186H227ZM4 188H5V187H4ZM178 188H179V186H178ZM11 189H12V188H11ZM13 189H14V188H13ZM174 189H175V188H174ZM182 189H183V188H182ZM187 189H188V188H187ZM3 190H4V189H3ZM5 190H6V189H5ZM17 190H18V189H17ZM176 190H177V189H176ZM198 190H199V189H198ZM10 191H13V190H10ZM173 191H174V190H173ZM210 191H211V190H210ZM3 193H4V191H3L2 194H0V195H4V196L7 195V194H3ZM10 193H11V192H10ZM177 194H179V193H177ZM9 195H10V194H9ZM170 195H171V194H170ZM190 195H191V193H190ZM204 195H205V194H204ZM4 196H3V197H4ZM148 196H149V195H148ZM173 197H174V196H173ZM5 198H6V197H5ZM141 198H142V197H141ZM158 198H159V197H158ZM226 198H227V197H226ZM0 199H4V198H2V196H0ZM8 199H9V198H8ZM8 199H6V200H8ZM162 199H163V198H162ZM181 199H182V198H181ZM231 199H232V198H231ZM4 200H5V199H4ZM176 200H177V199H176ZM196 200H198V199H196ZM203 200L206 201V199H203ZM169 201H170V200H169ZM179 201H180V200H179ZM193 201H194V200H193ZM212 201H214V199H213ZM167 202H168V201H167ZM200 202H201V201H200ZM216 202H219V201L216 200V201H215V204H217ZM230 202H231V201H230ZM230 202H228V203H230ZM234 202H235V201H234ZM178 203H179V202H178ZM232 203H233V201H232ZM176 204H177V201H176ZM192 204H193V203H192ZM202 204H203V203H202ZM218 204H221V203H218ZM218 204H217V206H216V205H215V206L218 207V208H220ZM237 204H238V203H237ZM222 205H223V204H222ZM229 205H230V204H229ZM149 206H150V205H149ZM157 206L160 207L158 204H157ZM185 206H186V205H185ZM239 206H240V205H239ZM17 207H18V208H17ZM133 207H134V209H135L138 213H144L143 215H145V211H146V210H145V207H138V209H137V207H135V205H134ZM158 207H157V208H158ZM175 207H176V206H175ZM221 207H222V206H221ZM21 208H22V206H20V205L18 206V205H17L15 210H17V209L19 210V209H21ZM146 208H147V207H146ZM223 208H224V207H223ZM223 208H220V209H223ZM230 208H231V207H230ZM251 208H252V207H251ZM154 209H155V208H154ZM175 209H177V208H175ZM208 209H209V208H208ZM210 209H211V208H210ZM216 209H217V208H216ZM233 209H234V208H233ZM22 210H23V209H22ZM177 210H178V209H177ZM203 210H204V209H203ZM213 210H214V209H213ZM223 210H224V209H223ZM229 210H230V209H229ZM251 210H252V209H251ZM251 210H250V211H251ZM147 211H148V210H147ZM156 211L158 212V210H156ZM159 211H160V210H159ZM221 211H222V210H221ZM149 212H150V211H149ZM154 212H155V210H154ZM154 212H153V213H154ZM183 212H184V211H183ZM248 212H249V211H248ZM146 213H147V212H146ZM150 213H152V211H151ZM155 213H156V212H155ZM175 213H176V212H175ZM177 213H178V212H177ZM177 213H176V214H177ZM188 213H189V212H188ZM209 213H210V212H209ZM212 213H213V212H212ZM242 213H243V211H242ZM6 214H7V213H6ZM156 214H157V213H156ZM214 214H215V213H214ZM214 214H213V215H214ZM219 214H220V213H219ZM227 214H228V213H227ZM227 214H226V215H227ZM177 215H178V214H177ZM213 215H211V216H213ZM228 215H229V214H228ZM249 215H250V214H249ZM154 216H157V215H154ZM185 216H186V214H185ZM194 216H195V215H194ZM202 216H203V214H202ZM209 216H210V215H209ZM209 216H208V217H209ZM218 216H220V215H217V217H218ZM140 217H141V216H140ZM174 217H175V216H174ZM179 217H180V216H179ZM179 217H178V218H179ZM224 217H225V216H224ZM12 218H13V217H12ZM154 218H156V217H154ZM167 218H168V217H167ZM210 218H212V217H210ZM210 218H209V219H210ZM228 218H229V217H228ZM228 218H227V219H228ZM140 219H142V218H140ZM194 219H195V218H194ZM205 219H206V218H205ZM235 219H236V218H235ZM146 220H147V219H146ZM186 220H187V219H186ZM189 220H190V219H189ZM201 220H202V219H201ZM228 220H229V219H228ZM228 220H227V221H228ZM5 221H6V220H5ZM142 221H143V220H142ZM169 221H170V220H169ZM178 221H180V220H178ZM210 221H211V220H210ZM232 221H233V220H232ZM147 222H148V221H147ZM185 222H186V221H185ZM194 222H195V221H194ZM219 222H220V221H219ZM142 223H143V222H142ZM154 223H155V222H154ZM183 223H184V222H183ZM196 223H197V222H196ZM206 223H207V222H206ZM224 223H225V222H224ZM227 223H228V222H227ZM240 223H241V222H240ZM145 224H146V223H145ZM167 224H168V223H167ZM176 224H177V223H176ZM180 224H181V223H180ZM190 224H191V223H190ZM194 224H195V223H194ZM219 224H220V223H219ZM228 224H229V223H228ZM232 224H233V223H232ZM142 225H143V224H142ZM142 225H141V226H142ZM152 225H153V224H152ZM155 225H156V224H155ZM169 225H170V224H169ZM182 225H183V224H182ZM195 225H196V224H195ZM223 225H224V224H223ZM139 226H140V225L138 224V228H139ZM170 226H172V225H170ZM174 226H175V225H174ZM177 226H179V225H177ZM143 227H144V226H143ZM184 227H185V226H184ZM192 227H193V226H192ZM195 227H196V226H195ZM201 227H202V226H201ZM208 227H209V226H208ZM219 227H220V226H219ZM219 227H218V228H219ZM232 227H233V226H232ZM149 228H150V227H149ZM149 228H148V229H149ZM153 228H154V227H153ZM166 228H167V227H166ZM171 228H172V227H171ZM180 228H181V227H179V231L181 232L182 230H181ZM188 228H189V227H188ZM198 228H199V230H200V227H198V226H197L196 228H194L193 230L190 229V231L192 232V233H191V234H192V238H193V240L195 239L194 242H195V241L197 240V238L199 237V236H198V235H199V234H198ZM218 228H216V229H217V232H220V229H219V231H218ZM230 228H231V227H230ZM164 229H165V228H164ZM182 229H183V228H182ZM202 230H203V229H202ZM232 230H233V229H232ZM186 231H187V229L185 230V233H186ZM188 231H189V230H188ZM190 231H189V232H190ZM200 231H201V230H200ZM210 231H212V230H210ZM145 232H146V231H145ZM164 232H165V231H164ZM173 232H174V231H173ZM214 232H215V230H214ZM228 232H229V231H228ZM153 233H154V232H153ZM159 233H160V232H159ZM171 233H172V231H171ZM187 233H188V232H187ZM196 233H197V234H196ZM199 233H200V232H199ZM221 233H222V231H221ZM262 233H263V232H262ZM181 234H182V232H181ZM152 235H153V234H152ZM173 235H174V234H173ZM186 235H188V234H186ZM203 235H204V234H203ZM207 235H208V234H207ZM239 235H240V234H239ZM258 235H259V233H258ZM183 236H185L184 233L182 234V237H183ZM188 236H189V235H188ZM201 236H202V235H201ZM211 236H212V235H211ZM220 236H221V235H220ZM223 236H226V235L223 234ZM213 237H214V236H213ZM226 237H227V236H226ZM229 237H230V236H229ZM138 238H139V237H138ZM156 238H157V237H156ZM163 238H164V237H163ZM170 238H171V237H170ZM185 238H186V236H185ZM192 238H191V239H192ZM200 238H201V237H200ZM200 238H199V239H200ZM204 238H205V236H204ZM207 238H208V237H207ZM261 238H262V237H260V239H261ZM152 239H153V238H152ZM159 239H160V238H159ZM242 239H243V238H242ZM245 239H246V238H245ZM260 239H259V240H260ZM164 240H165V239H164ZM207 240H208V239H207ZM221 240H222V239H221ZM167 241H168V240H167ZM180 241H181V240H180ZM200 241H201V240H200ZM205 241H206V240H205ZM217 241H218V240H217ZM260 241H261V240H260ZM260 241H258V242H260ZM165 242H166V240H165ZM168 242H169V241H168ZM5 243H6V242H5ZM8 243H9V242H8ZM190 243H191V242H190ZM149 244H150V243H149ZM161 244H162V243H161ZM167 244H168V243H167ZM197 244H198V243H197ZM213 244H214V243H213ZM262 244H263V242H262ZM151 245H152V244H151ZM158 245H159V244H158ZM176 245H177V244H176ZM192 245H193V244H192ZM200 245H201V244H200ZM210 245H212V243H211ZM220 245H221V243H220ZM230 245H231V244H230ZM243 245H244V243H243ZM4 246L6 247V244H5ZM156 246H157V245H156ZM161 246H163V245H161ZM195 246H196V245H194L192 248H194ZM197 246H199V245H197ZM222 246H223V245H222ZM256 246H257V245H256ZM262 246H263V245H262ZM8 247H10V246L7 245V250L10 249V248L8 249ZM169 247H171V246H169ZM210 247H211V246H210ZM210 247H209V248H210ZM226 247H228V246H226ZM2 248H3V247H2ZM167 248H168V247H167ZM171 248H172V247H171ZM204 248H205V245H204ZM230 248H231V250H232V247H230ZM261 248H262V247H261ZM158 249H159V248H158ZM165 249H166V248H165ZM173 249H174V248H173ZM205 249H206V248H205ZM216 249H217V248H216ZM223 249H224V248H223ZM256 249H257V248H256ZM262 249H264V247H263ZM1 250H2V249H1ZM7 250H6V251H7ZM160 250H161V249H160ZM189 250H190V249H189ZM193 250H194V249H193ZM195 250H196V249H195ZM3 251H5V249H4ZM6 251H5V252H6ZM162 251H163V250H162ZM218 251H219V250H218ZM5 252H4V253H5ZM7 252H8V251H7ZM159 252H160V251H159ZM165 252H166V251H165ZM230 252H231V251H230ZM254 252H255V250H254ZM177 253H178V252H177ZM192 253H193V252H192ZM194 253H195V252H194ZM255 253H256V252H255ZM255 253H254V254H255ZM5 254H6V253H5ZM163 254H164V253H163ZM172 254H173V250H172ZM172 254H170V255H172ZM200 254H201V253H200ZM203 254H204V253H203ZM166 255H167V254H166ZM174 255H175V254H174ZM190 255H191V254H190ZM193 255H194V254H193ZM193 255H191V256H193ZM252 255H253V254H252ZM6 256H7V255H6ZM8 256H9V255H8ZM10 256H11V254H10ZM168 256H169V255H168ZM178 256H179V255H178ZM185 256H187V255H185ZM198 256H200V255H198ZM207 256H208V255H207ZM212 256H213V255H212ZM216 256H217V255H216ZM237 256H238V255H236V257H237ZM254 256H255V255H254ZM259 256H260V255H259ZM152 257H153V256H152ZM171 257H172V256H171ZM173 257H174V256H173ZM173 257H172V258H173ZM222 257H225V256H222ZM255 257H256V256H255ZM191 258H192V257H191ZM253 258H254V257H253ZM256 258H258V257H256ZM9 259H10V258H8V260H9ZM12 259H13V258H11V260H12ZM152 259H154V260H153L154 262H152L151 264H162V260H160L159 257H154V258H152ZM170 259H171V258H170ZM178 259H180V258H178ZM189 259H190V258H189ZM230 259H231V258H230ZM232 259H233V258H232ZM8 260H6V261H8ZM11 260H9V263H10ZM172 260H173V259H172ZM205 260H206V259H205ZM212 260H214V259H212ZM219 260H220V259H219ZM225 260H226V259H225ZM194 261H195V260H194ZM201 261H202V259H201ZM169 262H170V261H169ZM176 262H178V261H176ZM176 262H175V263H176ZM197 262H198V260H197ZM204 262H205V261H204ZM204 262H202V263H204ZM216 262H217V261H216ZM216 262H214V263H216ZM236 262H237V261H236ZM239 262H240V261H239ZM250 262L253 263L254 260H253V261H250ZM178 263H180V262H178ZM178 263H177V264H178ZM202 263H201V264H202ZM209 263H210V262H209ZM232 263H233V262H232ZM10 264H11V263H10ZM173 264H174V263H173ZM191 264H192V263H191ZM217 264H218V263H217Z\"/></svg>", "mask_w": 264, "mask_h": 264}, {"label": "crops", "instance_id": "obj_4", "mask_svg": "<svg viewBox=\"0 0 264 264\" xmlns=\"http://www.w3.org/2000/svg\"><path fill=\"white\" fill-rule=\"evenodd\" d=\"M81 180L88 188L97 181L100 186L97 188L107 195L118 190L126 181V177H121L119 181L111 184L101 178L93 181ZM49 188L51 192H54L63 187L54 185ZM96 218L92 217L79 229L63 254L52 257L45 264H141L136 243L126 237L123 232L104 226L101 219Z\"/></svg>", "mask_w": 264, "mask_h": 264}, {"label": "water", "instance_id": "obj_5", "mask_svg": "<svg viewBox=\"0 0 264 264\" xmlns=\"http://www.w3.org/2000/svg\"><path fill=\"white\" fill-rule=\"evenodd\" d=\"M149 261H151V259H149Z\"/></svg>", "mask_w": 264, "mask_h": 264}]
</instances>
